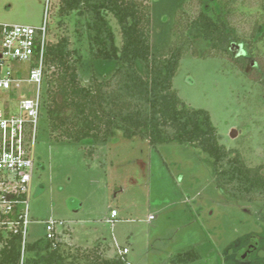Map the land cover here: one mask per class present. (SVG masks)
<instances>
[{
	"label": "rangeland",
	"instance_id": "obj_1",
	"mask_svg": "<svg viewBox=\"0 0 264 264\" xmlns=\"http://www.w3.org/2000/svg\"><path fill=\"white\" fill-rule=\"evenodd\" d=\"M146 2L151 51L157 55L174 39L176 14L190 0ZM44 3L0 0V22L39 26ZM51 3L48 39L68 33L73 44L85 46L84 40L75 42V16L58 23L57 0ZM257 9L264 12V0L248 8L238 6L236 25L248 29ZM244 10L250 13L241 15ZM111 23L116 32L113 19ZM194 46L203 52L207 41L198 38ZM257 46L260 56L252 64L263 69V41ZM8 64L26 71L23 63ZM115 65L84 56L77 65L79 79L87 84L92 73L103 78ZM172 82L186 104L209 111L222 144L238 149L249 165L264 160V94L258 83L224 57L193 54L182 55ZM27 88L31 93L33 87ZM44 116L35 135L27 242L44 237L42 221L53 218L65 222L68 233L57 230L68 244L91 246L98 239L111 244L104 249V255L110 256L117 243L128 248L126 258L132 264H171L169 256L188 246H194L201 258L187 264H237L239 250L252 237L259 246L247 264H264V201L228 199L215 185L206 155L199 149L174 141L152 146L146 138H127L120 130L102 142L53 141ZM111 209L117 213L112 223L106 221Z\"/></svg>",
	"mask_w": 264,
	"mask_h": 264
},
{
	"label": "trees",
	"instance_id": "obj_2",
	"mask_svg": "<svg viewBox=\"0 0 264 264\" xmlns=\"http://www.w3.org/2000/svg\"><path fill=\"white\" fill-rule=\"evenodd\" d=\"M255 2L190 0L176 14L174 39L154 55L146 0H57L58 23L75 16V42L84 40L85 46L73 44L68 33L45 45L42 117L50 139L102 142L120 130L124 137L140 135L152 146L170 141L189 144L206 155L214 183L228 199L264 201V160L249 165L238 149L222 144L209 111L186 104L172 82L182 55L220 56L258 83L264 94V68L252 64L260 56L257 45L264 43V12L253 11L246 30L234 20L238 6L248 8ZM245 13L250 12H240ZM198 38L207 41L203 52L194 46ZM84 56L90 61H115L116 65L103 78L92 73L83 84L77 65ZM60 236L26 242L21 263L20 233L0 231V264H132L115 252L105 256L101 242L80 247ZM200 258V252L188 246L168 259L171 264H187Z\"/></svg>",
	"mask_w": 264,
	"mask_h": 264
},
{
	"label": "built area",
	"instance_id": "obj_3",
	"mask_svg": "<svg viewBox=\"0 0 264 264\" xmlns=\"http://www.w3.org/2000/svg\"><path fill=\"white\" fill-rule=\"evenodd\" d=\"M51 10V0H45L39 26L0 22V231L20 233L21 263L30 220L31 180L36 166L35 135L46 98L44 49L49 40ZM9 62L23 63L26 71L13 69ZM30 85L31 93L27 88ZM12 100H17L15 105L11 104ZM116 215L111 209L106 221L112 223ZM42 222L46 239L61 234L58 228H62V233L67 230L62 219L47 218ZM114 252L123 258L128 248L115 243Z\"/></svg>",
	"mask_w": 264,
	"mask_h": 264
},
{
	"label": "flooded vegetation",
	"instance_id": "obj_4",
	"mask_svg": "<svg viewBox=\"0 0 264 264\" xmlns=\"http://www.w3.org/2000/svg\"><path fill=\"white\" fill-rule=\"evenodd\" d=\"M259 243L256 238L252 237L247 241V244L243 246L238 253L239 261L237 264H247V261L251 259V254L257 249Z\"/></svg>",
	"mask_w": 264,
	"mask_h": 264
},
{
	"label": "crops",
	"instance_id": "obj_5",
	"mask_svg": "<svg viewBox=\"0 0 264 264\" xmlns=\"http://www.w3.org/2000/svg\"><path fill=\"white\" fill-rule=\"evenodd\" d=\"M117 216V215H116ZM115 216V217H116ZM96 242H101V245L103 246V245H105V247H110L111 248V244H109V243H105V242H102V241H99L98 239H96V241H95V243ZM69 244H71V245H75V244H73V243H69ZM75 246H80V245H75ZM90 246V245H89ZM89 246H80V247H89ZM92 246V245H91ZM113 253H114V249H113ZM126 256V255H125Z\"/></svg>",
	"mask_w": 264,
	"mask_h": 264
},
{
	"label": "water",
	"instance_id": "obj_6",
	"mask_svg": "<svg viewBox=\"0 0 264 264\" xmlns=\"http://www.w3.org/2000/svg\"><path fill=\"white\" fill-rule=\"evenodd\" d=\"M230 136H231V137L236 136V131H235L234 129L231 130V132H230Z\"/></svg>",
	"mask_w": 264,
	"mask_h": 264
}]
</instances>
